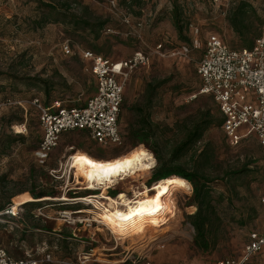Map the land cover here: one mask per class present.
Masks as SVG:
<instances>
[{"label": "rangeland", "instance_id": "rangeland-1", "mask_svg": "<svg viewBox=\"0 0 264 264\" xmlns=\"http://www.w3.org/2000/svg\"><path fill=\"white\" fill-rule=\"evenodd\" d=\"M65 1L70 11L89 20L93 27L77 28L71 22L54 21L60 16L49 11L50 6L62 11ZM240 2L256 10L258 21L250 17L252 25L246 37L254 42L255 37L264 35V0H0V101L9 97L23 104L14 108L0 105V204L5 206L0 214L7 215L0 217V247L14 258L31 256L40 264H133L138 260L206 264L238 259L263 210L264 158L253 133L231 145L221 125L213 124L175 162L188 168L204 144L213 147L214 159L207 172L213 177L209 183L211 202L220 220L208 226L204 249L194 241L195 230L188 220V214L197 209L191 184L186 192L173 194L177 214L166 220L165 227L137 240L102 225L94 218L91 203L60 198L102 194L96 185L76 184L68 166L73 152L87 150L95 158L110 159L136 146L152 152V168L144 174L137 172V176H119L103 192L112 198L123 192L133 200L144 185L151 193L158 181L152 175L159 164L157 155L169 163L173 149L203 112L220 116L212 98L199 94L201 80L196 69L208 34H218L229 47L243 45L246 38L239 37L227 20L231 8ZM175 3L183 16L181 37L171 20ZM100 21L104 23L99 29L96 24ZM65 40L72 52L64 51ZM160 40L165 46L161 54L156 52ZM84 48L112 60L129 58L135 50L148 56V65L134 68L125 82L119 114L122 142L99 146L86 132L67 131L40 161L35 150L42 131L29 102L33 95L45 101L44 83L49 87L48 97L65 105H79L90 97L94 77L90 63L80 57ZM23 106L28 112L27 130L17 134L14 126L25 119L19 109ZM135 107L149 115L151 129L143 143L130 136L138 127ZM10 138L13 141L7 146ZM37 192L56 198L36 201L28 209L20 207L16 214L9 212L19 195ZM101 202L109 207V200ZM250 264H264V250L255 254Z\"/></svg>", "mask_w": 264, "mask_h": 264}, {"label": "built area", "instance_id": "built-area-1", "mask_svg": "<svg viewBox=\"0 0 264 264\" xmlns=\"http://www.w3.org/2000/svg\"><path fill=\"white\" fill-rule=\"evenodd\" d=\"M204 41L196 69L201 80L199 94L210 95L218 107L221 128L231 145L253 133L264 158V35L255 38L248 48L229 47L216 33L208 34ZM163 42L160 40L156 45L159 54L165 47ZM62 45L64 51H73L69 41L65 40ZM79 54L81 59L90 63L94 77L95 87L90 97L79 105H65L54 100L43 106L38 97L29 102L37 108L38 125L42 131L35 150L40 161L47 158L67 131L86 132L99 146L121 144L119 114L125 82L134 68L149 63L148 56L141 50H135L129 58L115 60L86 48ZM15 127H19L15 131L17 134L27 130L25 123ZM260 202L264 205V196ZM247 239L238 259L225 258L206 264H250L254 255L264 250V223L261 229L250 231ZM39 261L31 256L14 258L7 249L0 247V264H40Z\"/></svg>", "mask_w": 264, "mask_h": 264}, {"label": "bare ground", "instance_id": "bare-ground-1", "mask_svg": "<svg viewBox=\"0 0 264 264\" xmlns=\"http://www.w3.org/2000/svg\"><path fill=\"white\" fill-rule=\"evenodd\" d=\"M154 161L152 152L143 146H136L133 150L110 159H98L86 151L73 152L68 157V166L74 173L76 184L87 183L89 187L96 185L102 190V194L62 196L60 200L91 203L93 205L91 212L96 214L94 218L100 220L102 225L117 235L129 236L131 240L154 235L157 230L165 227L163 224L166 220L177 214L173 194L178 190L186 192L190 189L191 185L187 179L169 175L154 182L150 188L151 193L143 185L142 191L133 200L128 199L123 192H119L117 198H112L103 192L116 183L119 176H137L139 171L142 174L147 173ZM54 198L56 197L46 196L35 200L32 196L22 194L9 212L16 214L20 204L27 201L36 202ZM103 199L109 200V207L101 202Z\"/></svg>", "mask_w": 264, "mask_h": 264}, {"label": "trees", "instance_id": "trees-1", "mask_svg": "<svg viewBox=\"0 0 264 264\" xmlns=\"http://www.w3.org/2000/svg\"><path fill=\"white\" fill-rule=\"evenodd\" d=\"M45 5H51L49 3H44ZM51 10L49 11H55L58 13L60 18L55 19L54 21L56 22H71L72 24L75 25V27H81V26H86V27H93V24L90 23L89 20L83 17L77 16L75 13L70 11V5L65 1L63 4H61V8L63 9L62 11L56 10L54 7L50 6ZM52 13V12H51ZM62 15V16H61ZM254 16V18L258 21V17L256 15V10L250 6L248 3L245 2H240L236 5V7L231 8V11L228 14V23H230L233 31L237 33V35L241 38H246L248 37L250 33V25H252L250 17ZM44 18H47L46 16ZM171 20L172 24L175 26V29L178 33V35L181 37L183 34L184 30V25H183V16H182V11L179 8V6L175 3L173 6V11L171 15ZM104 21L98 22L97 27L102 28V24ZM253 36V34H251ZM256 38V37H255ZM254 38V40H255ZM250 38L243 39V45L241 47H250L253 43V41H250ZM88 49V48H86ZM91 50V49H89ZM93 51V50H92ZM95 53L99 54L100 52L94 51ZM101 54V53H100ZM44 86V92L46 95L45 101H42L41 98H39L37 95H33L34 97H38L40 100L41 105L43 106H48L50 105L51 102L54 101V98H49L48 96V85L46 83L43 84ZM94 87H95V81H94ZM149 89H153L151 85H149ZM210 96V95H209ZM152 97V95H151ZM211 97V96H210ZM31 98V100L33 99ZM4 101H0V103H4L5 105H9V103H16V104H10L9 106L17 107V105L22 106L23 104L17 103L20 100L17 101H12L9 99V97H6V99H3ZM30 100V101H31ZM58 101H62L59 99H55ZM63 102V101H62ZM30 105V104H29ZM18 106V107H19ZM33 107L35 112L37 113V118H38V112L37 108L35 105H30ZM216 106V105H215ZM20 112H23L25 115L24 121L22 120V123L27 122V110L26 108H19ZM137 110V115L139 117L138 120V127L134 128L133 130L130 131V136L132 139H135L136 143H143V141L146 139V135L149 134L150 125L149 124V115L142 114L143 109L140 107H135ZM218 109V107H217ZM222 118L220 116H217V118L211 117V115L205 111L201 114L200 118L192 123V126L187 129L186 136L183 140L182 143H180L177 147L173 149V154L171 155V161L167 164L164 163L163 158H161L160 155H157V159L159 161L158 166L154 169L153 172V179L155 180H160L163 178L169 177V175H177L180 176L184 179H187L190 184L192 185V191H193V202L195 206L197 207L196 211L188 214V220L189 223L193 226L195 230V239L197 245L200 247H203V249L206 247V241L204 240L206 231L209 229V225L212 222L219 221L220 220V215L217 212V207L212 204L211 202V190L209 183L211 182L212 178L211 174H209L207 171L208 169L212 166L213 163V155H214V150L213 147L211 146L210 143L204 144V146L201 148L200 152L197 153L194 157L191 158L189 162V167L184 168L183 165L176 164L175 162L180 160V155L184 152V150L187 148L189 144L192 142H196V140L201 136L202 132L208 128L209 126L213 124H218L221 125L222 123ZM13 139H7L6 140V145L8 146ZM136 145V144H135ZM88 154H91L89 151L86 150ZM32 197L36 200L42 197L46 196H51L48 193L44 192H37L36 194L31 193ZM41 201V200H37ZM32 201H27L24 203L20 204V207H27L29 205H33ZM19 207V208H20ZM5 208L4 204H0V212ZM7 215L0 214V217H6ZM133 264H142V261L136 262L132 261Z\"/></svg>", "mask_w": 264, "mask_h": 264}, {"label": "crops", "instance_id": "crops-1", "mask_svg": "<svg viewBox=\"0 0 264 264\" xmlns=\"http://www.w3.org/2000/svg\"><path fill=\"white\" fill-rule=\"evenodd\" d=\"M261 206H263V210L261 212V217L260 219L257 221L256 225H255V229H261L262 225H263V221H264V205L261 204ZM254 229V228H253ZM252 231V230H251Z\"/></svg>", "mask_w": 264, "mask_h": 264}]
</instances>
